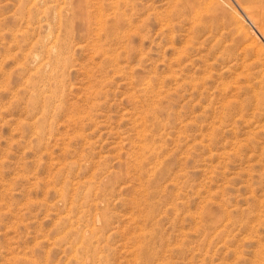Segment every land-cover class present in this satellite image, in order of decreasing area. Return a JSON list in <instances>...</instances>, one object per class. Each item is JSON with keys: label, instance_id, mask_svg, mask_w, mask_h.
Here are the masks:
<instances>
[{"label": "rangeland", "instance_id": "1", "mask_svg": "<svg viewBox=\"0 0 264 264\" xmlns=\"http://www.w3.org/2000/svg\"><path fill=\"white\" fill-rule=\"evenodd\" d=\"M237 3L0 0V264H264V41Z\"/></svg>", "mask_w": 264, "mask_h": 264}, {"label": "bare ground", "instance_id": "2", "mask_svg": "<svg viewBox=\"0 0 264 264\" xmlns=\"http://www.w3.org/2000/svg\"><path fill=\"white\" fill-rule=\"evenodd\" d=\"M238 2L239 3H237V4H240V6L241 7H239L240 9H242V12H244V14H245V16L247 17V19L249 20V22L254 26V30L256 31V35H258L259 37H261L262 39H263V41H264V0H238ZM78 5H81V4H78ZM55 7H56V5H54ZM196 6V5H195ZM238 6V5H237ZM78 6H76V8H77ZM197 8H198V6H196ZM61 8V7H60ZM79 8V7H78ZM202 8V7H201ZM53 9V14L55 15V12H58V11H55L54 12V10H55V8H52ZM202 10H203V8H202ZM208 10V9H207ZM200 11V10H199ZM40 12V11H39ZM59 12H60V10H59ZM239 12V11H238ZM207 13H208V11H207ZM234 15H235V13H234ZM57 16H58V14H57ZM76 16V15H75ZM232 16V15H231ZM230 16V17H231ZM239 16V15H238ZM241 16V15H240ZM244 16V17H245ZM54 17V16H53ZM234 18H235V16H233ZM56 18V17H55ZM59 18V17H58ZM234 18H232V22L234 23L235 21H234ZM239 18H241V17H239ZM61 20V19H60ZM200 20V19H199ZM202 20V19H201ZM236 20H237V23H238V19L236 18ZM239 20H241V19H239ZM243 20V19H242ZM241 20V21H242ZM49 21V20H48ZM47 21V22H48ZM197 21V20H196ZM241 21H239L240 23H241ZM52 22V21H51ZM203 22V21H202ZM243 22V21H242ZM49 23V22H48ZM242 24V23H241ZM50 25V24H49ZM199 25V24H198ZM236 25V24H235ZM235 25H233V27L235 26ZM246 25V24H245ZM248 27V25L246 26V28ZM206 28V27H205ZM204 28V29H205ZM235 28V27H234ZM233 28V29H234ZM238 27L236 26V28L235 29H237ZM241 28V26L239 27V29ZM244 28V27H243ZM194 29V28H193ZM196 29V28H195ZM238 30V29H237ZM248 30V29H247ZM253 30V29H252ZM251 30V31H252ZM116 31V30H115ZM115 31H114V33H115ZM121 31V30H120ZM196 31V30H195ZM210 31H211V29H210ZM249 31V30H248ZM248 31H246V32H248ZM51 32V31H50ZM239 32V31H238ZM250 32V31H249ZM244 34V33H243ZM248 34H251V35H253L252 33H248ZM48 35H49V33H48ZM47 35V36H48ZM53 35V34H52ZM208 36V35H207ZM255 36V35H254ZM50 37V36H49ZM55 37V36H54ZM244 37V36H243ZM253 37V36H252ZM244 38H246V37H244ZM248 38H249V36H248ZM254 38V37H253ZM44 39H45V37H44ZM247 39V38H246ZM245 39V40H246ZM250 40H251V37L249 38ZM255 39V38H254ZM54 40V39H53ZM244 40V41H245ZM249 40V41H250ZM44 41V40H43ZM243 41V42H244ZM247 41V40H246ZM252 42L254 41V40H251ZM255 41H256V39H255ZM256 42H258V41H256ZM55 43V42H54ZM255 43V42H254ZM59 44V43H58ZM245 44V43H244ZM261 44V43H260ZM53 45H55V44H53ZM52 45V46H53ZM61 45V44H60ZM216 45V44H215ZM246 45V44H245ZM257 45V44H256ZM264 45V44H263ZM262 45V46H263ZM51 46V45H50ZM252 46V45H251ZM54 47V46H53ZM52 47V48H53ZM245 47V46H244ZM255 47V46H254ZM261 46L259 45V47L257 46V48L259 49ZM264 47V46H263ZM50 48V47H49ZM57 48H58V46H57ZM251 49H253V47H251ZM255 49H256V47H255ZM257 49V50H258ZM261 49V48H260ZM259 49V50H260ZM249 50V49H248ZM264 50V49H263ZM252 51V50H251ZM51 52V51H50ZM53 52V51H52ZM57 52V51H56ZM257 52V51H256ZM62 53V52H61ZM39 55V54H38ZM35 56H37V54L35 55ZM256 58V57H255ZM254 58V59H255ZM258 59V58H257ZM256 59V60H257ZM253 61V60H252ZM264 61V60H263ZM48 62V61H47ZM48 64V63H47ZM54 66V65H53ZM58 69V68H57ZM262 73V72H261ZM58 87V86H57ZM258 99V98H257ZM262 104L264 105V102L262 101ZM50 107V106H49ZM51 108V107H50ZM263 115V114H262ZM261 118V117H260ZM80 155V154H79ZM99 191V190H98ZM63 193V192H62ZM103 193V192H102ZM101 193V194H102ZM92 195V194H91ZM102 195H104V194H102ZM60 196H62V195H60ZM100 197V196H99ZM79 203V202H78ZM72 204H73V202H72ZM86 208V207H85ZM68 209V208H67ZM97 209V208H96ZM98 210V209H97ZM99 210H100V208H99ZM152 211V210H151ZM99 212V211H98ZM105 212V211H104ZM72 213V212H71ZM95 214V213H94ZM73 215V214H72ZM103 215V214H102ZM99 216V215H98ZM103 217H104V215H103ZM85 218V217H84ZM96 219V218H95ZM97 219H98V217H97ZM104 219V218H103ZM85 220V219H84ZM67 221H68V219H67ZM107 222V221H106ZM109 223V222H108ZM97 224V223H96ZM104 224V223H103ZM86 227V226H85ZM87 230V229H86ZM85 230V231H86ZM79 231V230H78ZM81 231V230H80ZM86 233V232H85ZM94 233V232H93ZM92 233V234H93ZM80 234V233H79ZM83 234V233H82ZM86 236V235H85ZM147 238V237H146ZM153 238V237H152ZM263 238V237H262ZM57 239V238H56ZM87 239V238H86ZM89 239H90V237H89ZM87 240V241H91V240ZM81 240V239H80ZM95 240V239H94ZM77 241V240H76ZM84 241H86V240H84ZM264 241V240H263ZM70 242V241H69ZM80 242V241H79ZM149 242V241H148ZM71 243V242H70ZM73 243V242H72ZM75 243V242H74ZM77 243H78V241H77ZM83 243V242H82ZM86 244H87V242H85ZM90 243H92L93 244V242L91 241ZM153 243V242H152ZM76 244V243H75ZM80 245H81V243H79ZM100 244V243H99ZM77 245V244H76ZM81 246H83V245H81ZM85 246V245H84ZM88 246H89V244H88ZM147 246V245H146ZM96 247V246H95ZM76 248V247H75ZM75 248H73V249H75ZM101 248V247H100ZM99 248V249H100ZM79 249V248H78ZM90 249V248H89ZM96 249H97V247H96ZM77 250V249H76ZM83 251V250H82ZM141 251V250H140ZM80 253H81V251H79ZM88 252V251H87ZM93 252H95V251H93ZM92 251H91V253H93ZM76 253V252H75ZM78 253V252H77ZM86 253V252H85ZM95 254H96V252H95ZM101 254V253H100ZM86 255H87V253H86ZM85 255V256H86ZM90 255V254H89ZM73 256H76V255H73ZM78 256H79V254H78ZM80 256H82V255H80ZM95 256V255H94ZM98 256V255H97ZM101 256V255H100ZM91 257V256H90ZM93 257V256H92ZM74 258V257H73ZM82 258V257H81ZM101 258H102V256H101ZM145 258V257H144ZM75 259V258H74ZM89 259V258H88ZM84 260V259H83ZM93 260V259H92ZM72 261V260H71ZM89 261V260H88ZM80 262V261H79ZM78 262V263H79ZM33 263V262H32ZM67 263V262H66ZM77 263V264H78ZM81 263V262H80ZM85 263H86V261H85ZM84 263V264H85ZM83 264V263H82ZM86 264H88V263H86ZM91 264V263H90Z\"/></svg>", "mask_w": 264, "mask_h": 264}]
</instances>
